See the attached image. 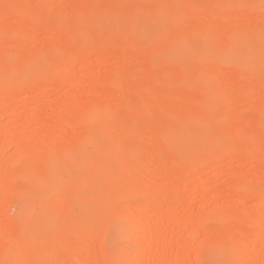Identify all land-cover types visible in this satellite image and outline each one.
I'll list each match as a JSON object with an SVG mask.
<instances>
[{
  "label": "rangeland",
  "instance_id": "1",
  "mask_svg": "<svg viewBox=\"0 0 264 264\" xmlns=\"http://www.w3.org/2000/svg\"><path fill=\"white\" fill-rule=\"evenodd\" d=\"M0 260L264 264V0H0Z\"/></svg>",
  "mask_w": 264,
  "mask_h": 264
},
{
  "label": "bare ground",
  "instance_id": "2",
  "mask_svg": "<svg viewBox=\"0 0 264 264\" xmlns=\"http://www.w3.org/2000/svg\"><path fill=\"white\" fill-rule=\"evenodd\" d=\"M14 225L17 226V223H15ZM0 264H5L2 260H0ZM27 264V263H26Z\"/></svg>",
  "mask_w": 264,
  "mask_h": 264
}]
</instances>
